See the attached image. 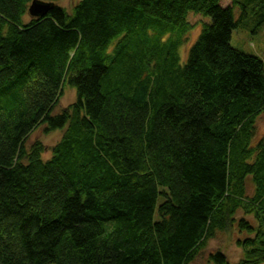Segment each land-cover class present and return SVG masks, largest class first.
Here are the masks:
<instances>
[{
    "label": "trees",
    "instance_id": "1",
    "mask_svg": "<svg viewBox=\"0 0 264 264\" xmlns=\"http://www.w3.org/2000/svg\"><path fill=\"white\" fill-rule=\"evenodd\" d=\"M32 1L0 0V264H193L228 230L264 264V64L230 44L264 0H39L25 22ZM189 13L212 23L181 65ZM42 125L48 160L24 147Z\"/></svg>",
    "mask_w": 264,
    "mask_h": 264
},
{
    "label": "rangeland",
    "instance_id": "2",
    "mask_svg": "<svg viewBox=\"0 0 264 264\" xmlns=\"http://www.w3.org/2000/svg\"><path fill=\"white\" fill-rule=\"evenodd\" d=\"M80 0H59L58 5L68 12L71 11L72 7ZM240 16L239 8L234 10V18L237 20ZM29 16L26 15L24 18L25 22L29 21ZM187 22L192 26L185 44L179 49L180 64L184 65L187 61L188 54L192 46L196 43L199 35L201 34L205 25H210L211 19L201 14L189 13L187 16ZM255 22L254 20L249 21L248 26L233 30L231 35V47L244 54L254 56L258 58L264 64V26H261L254 32ZM76 101L75 89L69 84H65L63 88L62 97L59 99L58 104L53 110V115L60 114L64 109L74 104ZM63 131L57 130L55 132L47 133L45 126H39L36 128L26 139L24 147L29 150L30 147L40 142L45 146V152L42 155L43 160H48L51 157V149L60 141L62 138ZM260 141H264V114L258 117L256 121V132L251 142V146H255ZM252 195V192H249ZM245 218L255 225V221L252 217H245L241 213L237 215L238 219ZM244 238L238 237L237 232L230 231L226 233L218 232L215 239L209 241L207 248L203 253L196 259L193 264H207L208 256L210 254L222 251L228 258L230 264H238L243 259V252L237 246L236 239Z\"/></svg>",
    "mask_w": 264,
    "mask_h": 264
},
{
    "label": "water",
    "instance_id": "3",
    "mask_svg": "<svg viewBox=\"0 0 264 264\" xmlns=\"http://www.w3.org/2000/svg\"><path fill=\"white\" fill-rule=\"evenodd\" d=\"M51 7L52 4L39 0H33L30 6L28 7V16L30 19L45 17Z\"/></svg>",
    "mask_w": 264,
    "mask_h": 264
},
{
    "label": "bare ground",
    "instance_id": "4",
    "mask_svg": "<svg viewBox=\"0 0 264 264\" xmlns=\"http://www.w3.org/2000/svg\"><path fill=\"white\" fill-rule=\"evenodd\" d=\"M27 15H28V12H27Z\"/></svg>",
    "mask_w": 264,
    "mask_h": 264
}]
</instances>
